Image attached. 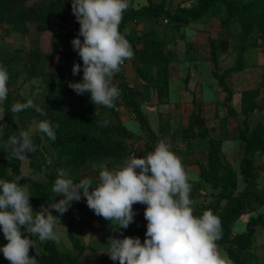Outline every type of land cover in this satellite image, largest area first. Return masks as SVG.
<instances>
[{
	"label": "trees",
	"instance_id": "trees-1",
	"mask_svg": "<svg viewBox=\"0 0 264 264\" xmlns=\"http://www.w3.org/2000/svg\"><path fill=\"white\" fill-rule=\"evenodd\" d=\"M187 1L191 0L176 3L174 0H131L119 27L134 53L131 59L136 80H127L122 65L112 80L120 94L114 106L109 108L94 105L90 93L77 94L68 86L69 81L82 80V69L76 75L71 70L74 62L82 64V60L72 46L69 47L79 30L70 0L33 3L29 0H0V32L25 35L29 33L30 24H34L39 32L50 35L49 50L43 49L38 41H32L29 50L16 47L12 52L0 45V65L9 73L8 96L1 104L5 118L0 125V146L9 136L18 135L20 129L29 130L28 119L34 115L39 120L52 122L56 132L53 141L30 129L34 150L26 158L35 176L22 171L23 160L13 158L10 149L0 148V179L21 177L20 183L29 186V199L34 206H47L55 195L51 189L58 169L65 170L74 180L95 179L99 172L96 166L100 163L109 168L121 167L132 154L145 156L163 140L180 158L185 170L190 165L198 166V172H187L191 183L190 197L195 202L193 214L199 216L210 210L218 216L222 228L221 238L216 242L218 250L226 253L231 264H264V259L253 249L257 244V233L264 231V212L260 211L264 206V185L260 182L264 176V164L255 163L257 155L264 156V119L256 123L251 121L255 110L264 111V97L261 101L256 99L259 89L246 91L240 102H235V107L234 91L226 82L228 77L247 68L245 55L250 49L256 55L257 49L264 46V0H192L190 5H184L183 2ZM210 16L220 17L225 31L232 22L241 27L237 34L239 54L231 65L224 68L220 65L221 60L226 56L233 33L230 31L229 36L210 38V57L206 59L212 69L208 84L213 92L216 86H222L227 92L223 100L213 99L214 114L223 123L221 128L218 127L217 135L213 134L216 127H208L203 115L206 99L199 101L196 98L197 91L202 88L197 72L202 62L193 43L194 36L187 32L198 30L196 24L206 22L205 18ZM73 19L74 25L71 24ZM144 20L151 21V24L141 29ZM259 60L257 64L260 66ZM175 64L180 65V70L186 68L187 74L175 82L186 89L185 96L191 98L194 105L187 125L174 123L177 118H173L171 110H166L167 103L172 102L169 97L173 82L171 70ZM19 77L22 82L17 84ZM25 82H30L32 89H38L34 95L21 93ZM197 85L201 87L199 90ZM189 91L191 96L187 95ZM38 93L43 94L40 102L36 100ZM29 98L44 110L43 115L33 108L11 112L14 103H23ZM147 105L156 111V124L152 122L155 116L145 110ZM222 106L226 107L223 115L220 113ZM122 108L124 114L126 111L130 114L128 119H123ZM166 111L169 115L164 122L161 119ZM232 116L236 123L229 131ZM131 120L136 122V127L129 126ZM141 131L148 137L143 145L139 144ZM128 139L132 142L128 143ZM173 143L185 146L178 148L179 145ZM238 143L243 155L237 167L235 158L231 160L229 153H234ZM185 152L186 157L183 156ZM54 199L58 200V196ZM134 205L144 210L145 204L137 202ZM87 207L85 199L73 201L60 215L67 219L73 248L61 247L53 241L41 243L33 237L37 245V264L116 263L104 258L88 259L86 245L75 234V213L77 210L84 212ZM52 212L57 215L55 210ZM91 213L92 218L99 217L93 210ZM134 220L146 221L144 216L137 215ZM237 224H242L243 228L237 229ZM89 226L102 237L101 242H110L111 238H105L108 228L104 224ZM133 226L132 222L126 228L131 236H135ZM140 228L138 236L143 241L146 226ZM0 243H7L2 232ZM29 254L36 255L35 249L30 247Z\"/></svg>",
	"mask_w": 264,
	"mask_h": 264
},
{
	"label": "clouds",
	"instance_id": "clouds-1",
	"mask_svg": "<svg viewBox=\"0 0 264 264\" xmlns=\"http://www.w3.org/2000/svg\"><path fill=\"white\" fill-rule=\"evenodd\" d=\"M71 12L79 23L77 36L70 41L82 64L73 63L72 74L82 69L81 81H69L77 94L90 93L94 105L113 107L120 94L112 83L127 59L134 55L126 36L120 30L123 13L131 0H70ZM81 37L83 38L81 40ZM9 73L0 65V104L7 99ZM33 108L44 110L29 98L16 102L12 113ZM37 130L50 140H56L55 126L47 119L40 120ZM0 148L10 149V155L24 160L34 150L33 133L20 129L18 135L7 138ZM98 176L74 180L63 169L51 191L54 198L47 206L34 211L28 189L15 180L0 179V232L7 243H0V253L9 264H37L39 242L59 244L63 234L56 230V221L73 201L86 198L87 206L96 215L109 220L114 229H126L134 221L133 204L146 205L147 221L144 240L139 236L112 237L106 252L119 264H231L217 247L222 228L218 216L210 210L193 214L194 200L190 197V178L180 158L165 141H159L145 156L132 154L118 168L100 163ZM55 210L57 215L52 214ZM60 220V219H59ZM35 249L36 255L29 250Z\"/></svg>",
	"mask_w": 264,
	"mask_h": 264
},
{
	"label": "rangeland",
	"instance_id": "rangeland-1",
	"mask_svg": "<svg viewBox=\"0 0 264 264\" xmlns=\"http://www.w3.org/2000/svg\"><path fill=\"white\" fill-rule=\"evenodd\" d=\"M39 0H29V3H33ZM183 0H174V2H182ZM191 1H187V2H183L184 5H190ZM205 19L206 22L204 23H197L196 25L199 27L198 30H193V31H187L189 32L191 35L194 36V45L196 48L197 53L199 54V58L202 63L199 64V67L197 69L198 72V76H200L201 78V82H202V88L199 87L200 85H197L198 88L197 90H199V88H201V91H197L196 93V98L197 100H202L203 98L206 99L207 103H205V110L203 115L205 116L206 122L208 127H216V130L213 132V134H218V127H222L221 124L223 125V123H221V120L219 117L215 116V103H214V97L215 99L218 100H223L226 95L227 92L223 89L222 86H216V88L214 89V92L211 90V88L209 87L210 80H211V64L207 61L206 57H210V38H218V37H224V36H229L230 35V31L233 33V37L231 38V42H230V46L226 52V56L221 60V67L224 68L228 65H231L236 57L239 54V39L237 37L238 32L241 30V27L235 23L232 22L230 25L229 30L224 29L221 19L218 16H210V17H206ZM164 23L165 20H164ZM71 24H75V19H73L71 21ZM151 24V21L149 20H144L141 25L140 28H144V27H149ZM6 27V24L3 25V28ZM29 33L22 35V34H11V35H5L4 30H2V32H0V45L2 46V48H6V51L12 52L16 47H21L24 49H30L31 48V42L32 41H38L39 44L43 47V49L45 50H49V34H44L43 32H39L36 27L34 26V24H30L29 27ZM189 34V35H190ZM236 35V36H235ZM142 43H139V46H141ZM71 43H69V47H71ZM261 48L257 49V54L255 55V53L253 52L252 49H250L247 52V55H245L246 61H247V68L245 70H243L242 72H238L235 73L233 76L228 77L227 78V85L228 87L234 91V103L233 105L236 107L237 103L235 102H240L241 97L243 96V93H247V92H251L254 91L256 89H259V94L257 95L256 99L258 101H261V99L264 97V46H260ZM254 53V54H253ZM250 54V57H249ZM260 59V60H259ZM256 60V61H254ZM257 60L260 61V66L257 64ZM252 61H254L252 63ZM207 62L210 64H207ZM209 65V66H208ZM123 68L125 70V74L127 77L128 81H135L136 80V73H135V65L134 62L132 61V59H127L125 60L124 64H123ZM222 69L219 70V72H221ZM187 74L186 68H181L180 70V65L175 64L172 67L171 70V79L173 80V82L171 81L170 84V100L172 102L167 103V107L166 110H171L172 111V115L173 118H177L176 120H174L176 124H181V125H187L189 120H190V114L192 113L193 110V103L191 101V98L186 97L185 96V92L186 89L183 88V86H179V82L175 80H179L182 76L184 77ZM22 82V77L18 78L17 84ZM181 85V84H180ZM31 83L30 82H25L22 86H21V93L25 94L27 96L29 95H34L37 92V88L36 89H32L31 87ZM33 90V91H32ZM247 91V92H246ZM213 94L215 96H213ZM42 93H38L36 96V100L38 102L41 101L42 99ZM188 96H191L192 93L189 91L187 92ZM209 102V103H208ZM263 105H264V101H263ZM226 107H221L220 108V113L223 115V112L225 111ZM124 109H121V113H122V117L123 119H128L130 114L126 113L124 114L123 111ZM146 112H148L149 114H151L152 116H155V110L153 109L152 106L147 105L146 107ZM168 113L167 111L165 113H163L162 119L161 121L166 122L168 119ZM132 116V115H131ZM5 118V114H4V110L3 107L0 104V125H1V121H3V119ZM151 119V118H150ZM264 119V111H259V110H255L252 113V117H251V121L253 123L258 122L259 120ZM158 117L155 116V120H153L152 122L154 124L157 123ZM40 120L38 119L37 116H31L28 119V125L30 127L31 130L34 131H38L37 130V123ZM163 122V123H164ZM236 123L235 118L232 116L230 117V122H229V126H228V130L231 131V127H233V125ZM130 127L133 128V126L136 127V122L133 120H131V123L129 125ZM1 131V129H0ZM39 132V131H38ZM141 137L139 138V144L143 145L148 137L147 134L143 131H141ZM128 143H131V140H127ZM174 145H179L178 148H182L185 145L181 144V143H173ZM230 154V158L231 160L235 158V162L237 164H239V159L242 157L243 152L242 150H240L239 148V143L236 145V150L234 151V157L232 152L229 153ZM139 156H143V155H139ZM184 157L187 156V153L185 152L183 154ZM255 163L256 164H264V156L261 155H257L256 159H255ZM197 167V165H196ZM197 169L199 170V168L197 167ZM86 171H92L90 168H85ZM22 171L25 174L31 175V176H35V174L32 172L31 168L28 166V159L25 158L23 160V165H22ZM260 180V179H259ZM261 183H263L264 185V176L261 178L260 180ZM28 191H29V186L26 185L25 186ZM62 198L60 195H58V199ZM81 199H85L84 197H82ZM30 203L33 207L34 211H39L41 205L39 206H34L33 202L30 199ZM43 205V204H42ZM146 205L144 206L145 209ZM89 209V207H88ZM133 209L135 210V217L134 219H136V215L138 217H143L144 216V210L138 208V206H135L133 204ZM90 210V209H89ZM92 211V210H91ZM260 211L264 212V206L260 208ZM213 213V211H211ZM53 215H55L52 212ZM76 217H75V234L79 235V237L81 238L82 242L86 245V251L88 254V259H90L91 261L94 260H98V258H104L107 260H110L109 255L106 253L109 250V243H104L101 242L99 239H101L102 237L98 235L97 232L93 231L92 229H90L89 225H92V223L94 225L100 226L102 224H104V226L106 228H108L107 234L105 236V238H109V237H123V236H131V234L126 230V229H113L111 228V222L105 218H103L102 216H95V218H92V216L90 215L89 211H85V213L81 212V211H76ZM78 218V219H77ZM60 219V220H59ZM59 219H57L56 221V230L61 232L63 234V239L62 241L59 243L61 245V247H70L73 248L71 240L68 236V228H67V219L65 217H59ZM93 219V220H92ZM142 220H140L139 222H137V220L133 221L134 224V235L138 236L139 232L141 231L140 226H146L147 221L141 222ZM141 222V223H140ZM140 223V224H139ZM243 228L242 224H237L236 228L240 230V228ZM111 230V231H110ZM114 235V236H113ZM141 242H143L141 240ZM255 252H257L259 254V256L262 258V260L264 259V231L262 232H258L257 233V244L255 245V248H253ZM73 252L75 253L76 250H73ZM99 253V254H98ZM223 255H226L225 252L222 253ZM102 256V257H100ZM227 257V256H226ZM117 264H119V261L116 262ZM115 263V264H116ZM0 264H9V261L5 260V257L2 255H0Z\"/></svg>",
	"mask_w": 264,
	"mask_h": 264
},
{
	"label": "crops",
	"instance_id": "crops-1",
	"mask_svg": "<svg viewBox=\"0 0 264 264\" xmlns=\"http://www.w3.org/2000/svg\"><path fill=\"white\" fill-rule=\"evenodd\" d=\"M198 167V166H197ZM197 167H196V165L194 164V165H190L189 167H188V169L186 170V172H190V171H195V172H198V169H197ZM145 206V205H144ZM90 209V208H89ZM88 209V207H87V210L86 211H89V213H90V215H92V213H91V209L89 210ZM83 213H85V211L83 212ZM111 225V228H113L114 229V227H115V225H112V224H110ZM114 236V235H113ZM115 237V236H114ZM116 237H117V235H116ZM109 238H112V237H109ZM108 239V238H107ZM115 262H117V261H115Z\"/></svg>",
	"mask_w": 264,
	"mask_h": 264
},
{
	"label": "built area",
	"instance_id": "built-area-1",
	"mask_svg": "<svg viewBox=\"0 0 264 264\" xmlns=\"http://www.w3.org/2000/svg\"><path fill=\"white\" fill-rule=\"evenodd\" d=\"M124 64V63H123Z\"/></svg>",
	"mask_w": 264,
	"mask_h": 264
}]
</instances>
